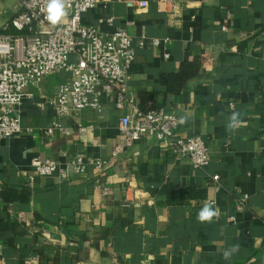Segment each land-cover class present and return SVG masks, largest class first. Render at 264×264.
<instances>
[{"label": "crops", "instance_id": "1", "mask_svg": "<svg viewBox=\"0 0 264 264\" xmlns=\"http://www.w3.org/2000/svg\"><path fill=\"white\" fill-rule=\"evenodd\" d=\"M147 1L96 0L82 21L132 36L128 96L140 106L151 95L143 108L178 116V135L205 141L208 165L194 168L147 135L114 157L123 112L113 96L101 98L100 112L60 117L53 100L69 74L54 70L20 105L23 131L0 139V264H264V0H177L174 14L164 0ZM184 60H198L199 72L171 92ZM76 154L108 167L86 178L69 169L64 179L31 165L36 157L66 165ZM186 187L206 198L181 200ZM205 200L216 215L201 221Z\"/></svg>", "mask_w": 264, "mask_h": 264}, {"label": "built area", "instance_id": "2", "mask_svg": "<svg viewBox=\"0 0 264 264\" xmlns=\"http://www.w3.org/2000/svg\"><path fill=\"white\" fill-rule=\"evenodd\" d=\"M120 1L129 7L148 6L147 0ZM164 1L174 14L177 0ZM95 5L96 0H64L66 15L52 25L47 19L48 0H17L15 14L0 24V139L23 131L19 107L31 95L29 88L54 70L66 69L69 79L60 85L53 100L60 117L77 115L86 107L100 112L103 96H113L115 108L123 112L119 119L123 137L114 146V157L147 135L169 141L170 151L178 159L189 160L194 168L206 167L210 159L201 136L178 135L181 125L178 116L164 107L142 110L138 102L128 96L126 80L136 55L134 40L124 29L105 34L83 23V13ZM58 127L60 124L56 122L46 133L51 134ZM79 130L84 133L86 128L79 126ZM31 165L37 176L58 173L66 179L71 169L86 178L91 168L102 175L108 161L76 154L66 165L53 158L40 157L33 158ZM103 193L109 195L110 189L104 187ZM247 197L239 199V211L245 210ZM205 203L214 204L212 200Z\"/></svg>", "mask_w": 264, "mask_h": 264}, {"label": "trees", "instance_id": "3", "mask_svg": "<svg viewBox=\"0 0 264 264\" xmlns=\"http://www.w3.org/2000/svg\"><path fill=\"white\" fill-rule=\"evenodd\" d=\"M199 72V62L198 60H184L179 69L169 76V90L171 92H177L182 89L188 79L192 76L198 74ZM151 95L146 96L145 98H141L140 108L142 110H150L152 108H156V106H150L149 108H143L141 105L144 103L145 100H149ZM206 192L204 189L197 188V187H186L181 191V200H189V199H205ZM170 203L174 202V200H170Z\"/></svg>", "mask_w": 264, "mask_h": 264}, {"label": "clouds", "instance_id": "4", "mask_svg": "<svg viewBox=\"0 0 264 264\" xmlns=\"http://www.w3.org/2000/svg\"><path fill=\"white\" fill-rule=\"evenodd\" d=\"M47 19L52 25L58 24L66 15L64 10V0H48ZM238 113H233L230 118L229 128L236 126L238 122ZM216 213L212 210L210 205H205L198 214V219L201 221L210 220Z\"/></svg>", "mask_w": 264, "mask_h": 264}, {"label": "rangeland", "instance_id": "5", "mask_svg": "<svg viewBox=\"0 0 264 264\" xmlns=\"http://www.w3.org/2000/svg\"><path fill=\"white\" fill-rule=\"evenodd\" d=\"M16 10L17 0H0V24L15 14Z\"/></svg>", "mask_w": 264, "mask_h": 264}]
</instances>
